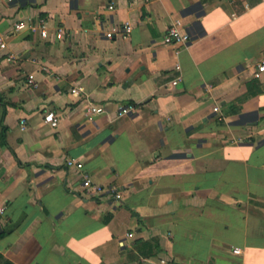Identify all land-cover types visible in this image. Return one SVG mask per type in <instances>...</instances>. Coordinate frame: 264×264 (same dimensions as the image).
Masks as SVG:
<instances>
[{"label":"crops","instance_id":"0c3cea01","mask_svg":"<svg viewBox=\"0 0 264 264\" xmlns=\"http://www.w3.org/2000/svg\"><path fill=\"white\" fill-rule=\"evenodd\" d=\"M39 17L47 36L14 27ZM172 23L189 42H163ZM0 37L6 258L264 264V0H0Z\"/></svg>","mask_w":264,"mask_h":264},{"label":"built area","instance_id":"2783aa9c","mask_svg":"<svg viewBox=\"0 0 264 264\" xmlns=\"http://www.w3.org/2000/svg\"><path fill=\"white\" fill-rule=\"evenodd\" d=\"M114 6V2L112 4H110V8H113ZM15 29H23V28H27V29H32V30H36L39 29V32L42 36H47L48 31H47V26H46V22L42 17H39L36 20H28V21H20L14 24ZM130 23L129 22H125L123 29L125 32L130 30ZM54 35L56 38H62L64 35V29L62 26H59L56 28ZM106 37L110 38L112 37L113 33L112 31H108L105 33ZM163 37V42L165 43H173V44H177V43H187L190 41L191 37L189 36L188 33L186 32H182L176 24H171L167 27L165 33L162 35ZM0 44L1 46H6V41H4L1 37H0ZM260 72H264V58H262L256 65V71H255V76H259ZM29 78L32 79L31 76H29ZM31 81V80H30ZM33 83V81H31ZM180 82V78L177 77L175 80L173 79L172 83L173 85H178ZM36 84V83H34ZM72 93H81L82 91V87L81 86H74L72 88ZM214 110L218 111L219 108L216 106L214 107ZM86 111L87 113H89V119L92 120V115L94 114H99L102 113L104 111V108L101 105L95 104L91 101H89V103L86 106ZM138 111V106L132 104V103H128L125 105H121L119 107V113L120 114H125V113H132L135 114ZM44 121L49 122L51 126L53 127H57L59 125V119L57 118V116L53 113V112H46L44 114ZM67 166H74V167H78V168H83L84 166V162H82L81 160H78L76 158L73 157H69L66 160ZM82 187L85 190V192L88 195L91 196H98L101 194H106L111 196L115 201H121L122 198V193H121V189L120 187L114 185V184H109V185H103L100 183L95 182V180H93V178L91 177V174L88 171H84L82 174ZM0 210L3 211V207H0ZM241 250L239 248L235 249V252L239 253ZM142 261L147 260L146 258L141 257ZM162 261H165V259H162Z\"/></svg>","mask_w":264,"mask_h":264},{"label":"trees","instance_id":"16d2710c","mask_svg":"<svg viewBox=\"0 0 264 264\" xmlns=\"http://www.w3.org/2000/svg\"><path fill=\"white\" fill-rule=\"evenodd\" d=\"M4 231H0V235L3 234ZM0 264H14L8 258L4 256V254L0 251Z\"/></svg>","mask_w":264,"mask_h":264}]
</instances>
